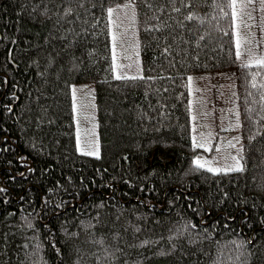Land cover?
<instances>
[{
    "label": "trees",
    "instance_id": "trees-1",
    "mask_svg": "<svg viewBox=\"0 0 264 264\" xmlns=\"http://www.w3.org/2000/svg\"><path fill=\"white\" fill-rule=\"evenodd\" d=\"M122 1L0 0V264H264V68L236 57L230 0H134L141 74L117 79L107 9ZM221 70L243 171L194 164L188 78ZM83 81L98 155L77 147Z\"/></svg>",
    "mask_w": 264,
    "mask_h": 264
},
{
    "label": "rangeland",
    "instance_id": "rangeland-1",
    "mask_svg": "<svg viewBox=\"0 0 264 264\" xmlns=\"http://www.w3.org/2000/svg\"><path fill=\"white\" fill-rule=\"evenodd\" d=\"M124 5L130 6L124 7ZM111 7L116 8V12L110 18L116 73L120 76L139 75L141 74V56L135 2L124 0ZM253 7L255 9L252 17H257L256 21L250 19L245 7L241 9L239 3L236 8L238 15L235 21L237 33L239 28L240 43L243 44L241 51L250 48L254 52L252 54L258 56L257 53L261 55L264 52V11L261 10L260 0H255ZM113 36L116 37L115 41ZM247 36L251 38H246ZM245 41L252 43L248 44L249 42L245 43ZM247 59L243 56L240 61L244 63ZM74 89L75 95H73ZM72 96L77 147L82 152L98 153V122L94 85L89 81L74 83ZM190 103L195 142L205 145L202 147L205 152L195 156L194 161L200 158L202 163L208 162L206 168L213 169L230 168L236 164L237 160L242 165L243 136L233 70L193 74ZM209 148L211 151L208 150Z\"/></svg>",
    "mask_w": 264,
    "mask_h": 264
},
{
    "label": "snow or ice",
    "instance_id": "snow-or-ice-1",
    "mask_svg": "<svg viewBox=\"0 0 264 264\" xmlns=\"http://www.w3.org/2000/svg\"><path fill=\"white\" fill-rule=\"evenodd\" d=\"M240 4V7L241 9L248 6V5H251L253 3H255V0H230V3L228 5V7L232 8L233 9V12H232V16L235 18L238 13L236 11V8H237V4ZM260 5H261V10L264 11V0H260ZM130 5H124V7H128ZM119 7V5L117 6ZM107 12H108V15L109 17L111 18L114 13L116 12V8H113V7H109L107 9ZM225 15H228V13H225ZM188 20H191L193 19V17L190 15L187 17ZM237 41H236V52H235V55L237 58H240L242 55H245L247 54L248 56V59L242 64V67L244 68H251L253 66L257 67V68H264V56H254L252 54V51L250 48H246L244 52H241V43H240V39H239V34L237 33ZM116 37L113 36V40L115 41ZM245 43H247L245 41ZM117 79H129L130 77L128 76H119L117 75L116 77ZM138 77H131V79H136ZM139 78H142V77H139ZM189 79V83H191V77L188 78ZM251 86L253 88H257V83H256V76L255 74L252 75V81H251ZM259 88L261 89H264V84H260L259 85ZM73 95H75V89L73 90ZM261 100H264V93H262L261 95ZM193 119H195V117H193ZM262 119H264V117H262ZM237 127H239V125H237ZM195 143V141H194ZM196 147H205V145L203 143H199V144H196ZM209 151H211V149L209 148L208 149ZM85 155H98L97 152H85L84 153ZM208 162H201L200 158H197L195 161H194V164L196 165V167L198 168H205L206 164ZM208 171L210 172H216V173H219V172H227V171H243V166L240 165L239 161L237 160L236 164L231 166L230 168H227V169H213L211 167H208L207 168Z\"/></svg>",
    "mask_w": 264,
    "mask_h": 264
}]
</instances>
